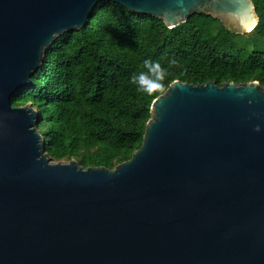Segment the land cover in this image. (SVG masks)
Instances as JSON below:
<instances>
[{"label": "water", "instance_id": "water-1", "mask_svg": "<svg viewBox=\"0 0 264 264\" xmlns=\"http://www.w3.org/2000/svg\"><path fill=\"white\" fill-rule=\"evenodd\" d=\"M112 1L169 28L194 13L243 34L251 0H0V264H264V86L173 80L114 168L53 162L31 103L47 48ZM259 126V131H257Z\"/></svg>", "mask_w": 264, "mask_h": 264}, {"label": "trees", "instance_id": "trees-1", "mask_svg": "<svg viewBox=\"0 0 264 264\" xmlns=\"http://www.w3.org/2000/svg\"><path fill=\"white\" fill-rule=\"evenodd\" d=\"M251 1L258 22L243 34L205 13L169 28L161 18L100 1L84 27L64 32L47 48L32 86L15 94L12 104L31 103L39 111L37 128L51 161L112 169L141 145L159 95L130 83L145 59L168 70L166 88L173 80H256L264 86V0Z\"/></svg>", "mask_w": 264, "mask_h": 264}, {"label": "clouds", "instance_id": "clouds-1", "mask_svg": "<svg viewBox=\"0 0 264 264\" xmlns=\"http://www.w3.org/2000/svg\"><path fill=\"white\" fill-rule=\"evenodd\" d=\"M168 70L158 61L153 59H145L143 61V69L134 72L130 77V83L136 86L137 91L148 96L159 94L163 96L167 89L164 81L168 77ZM259 131V126H257Z\"/></svg>", "mask_w": 264, "mask_h": 264}]
</instances>
